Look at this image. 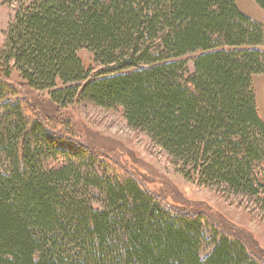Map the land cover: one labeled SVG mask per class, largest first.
Listing matches in <instances>:
<instances>
[{"label": "trees", "instance_id": "trees-1", "mask_svg": "<svg viewBox=\"0 0 264 264\" xmlns=\"http://www.w3.org/2000/svg\"><path fill=\"white\" fill-rule=\"evenodd\" d=\"M14 71L48 91L61 116L45 118L50 127ZM262 75L264 26L236 0H35L20 10L0 50V264H264L240 235L165 203L80 142L62 115L76 101L119 109L185 179L264 218ZM204 226L212 251L202 258Z\"/></svg>", "mask_w": 264, "mask_h": 264}, {"label": "rangeland", "instance_id": "rangeland-1", "mask_svg": "<svg viewBox=\"0 0 264 264\" xmlns=\"http://www.w3.org/2000/svg\"><path fill=\"white\" fill-rule=\"evenodd\" d=\"M34 1L0 0V50L6 45L7 31L16 13ZM236 1L243 12L264 23V10L254 0ZM78 56L91 73L99 69L87 50L79 51ZM188 68L191 72L192 65L188 64ZM255 80L260 114L264 119V75ZM12 81L34 105V113L43 118L44 122L54 117L61 118L47 96L48 91L26 88L19 82L15 71L12 73ZM62 115L70 122L80 142L97 154L114 159L165 203L206 214L232 233L240 235L251 249L264 254L263 213L245 199L226 195L221 190L205 188L195 180L185 179L160 147L145 134L127 126L119 109L107 110L76 101L62 110ZM45 123L50 127V122ZM0 170H5L3 158H0ZM202 233L204 241L200 256L204 258L212 251V235L205 226Z\"/></svg>", "mask_w": 264, "mask_h": 264}, {"label": "crops", "instance_id": "crops-1", "mask_svg": "<svg viewBox=\"0 0 264 264\" xmlns=\"http://www.w3.org/2000/svg\"><path fill=\"white\" fill-rule=\"evenodd\" d=\"M245 13V12H244ZM246 14V13H245ZM249 16V15H248ZM251 17V16H250ZM251 18H253V17H251ZM254 19V18H253ZM255 20H257V19H255ZM257 21H259V20H257ZM259 22H261V21H259ZM262 23V22H261ZM263 24V26H264V23H262ZM258 77V76H257ZM256 79V77L254 78V86H255V80ZM255 90H256V86H255ZM256 98H257V91H256ZM257 103H258V99H257ZM258 109H259V114H260V108H259V104H258ZM260 117L263 119V117L261 116V114H260ZM264 120V119H263Z\"/></svg>", "mask_w": 264, "mask_h": 264}]
</instances>
